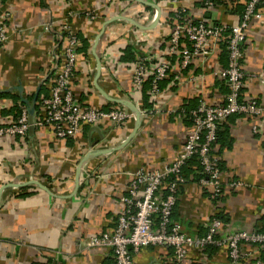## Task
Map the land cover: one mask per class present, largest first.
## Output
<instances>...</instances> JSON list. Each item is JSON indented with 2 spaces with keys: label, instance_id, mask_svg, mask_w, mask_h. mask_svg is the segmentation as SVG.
Segmentation results:
<instances>
[{
  "label": "crops",
  "instance_id": "crops-1",
  "mask_svg": "<svg viewBox=\"0 0 264 264\" xmlns=\"http://www.w3.org/2000/svg\"><path fill=\"white\" fill-rule=\"evenodd\" d=\"M146 1L161 9L158 23L147 29L143 27L153 21L156 8L139 0H0V18L9 31L0 45V124L14 117L13 106L33 107L34 119L40 112V100L51 94L63 62L64 22L87 40L84 51L80 40L75 48V101L83 107L130 110L126 101L152 110L141 113L133 134L131 117L120 124H84L75 138H58L48 126H34L23 137H0V264H109L112 248L87 242L112 231L132 173L160 169L176 159L192 123L180 106L195 105L200 97L224 101L227 86L216 72L227 61L222 46L205 58H192L184 70L174 55L172 69L177 68L167 74L156 100L146 102L131 92L133 62L123 57L127 48L159 55L171 28L163 17L171 19L178 8L188 21L234 24L245 0H215L210 7L204 0ZM245 34L242 97L256 100L261 111L222 122L224 133L214 147L222 162L219 198L212 201L211 187L192 175L180 185L173 220L192 235L204 234L216 214L221 220L218 237L235 229L264 230V9ZM181 45L187 44L182 40ZM88 152L96 154L83 163L77 184L76 168ZM242 248L252 258L261 255L253 244ZM171 255L170 248L142 247L133 253L132 264H170ZM185 264L232 263L226 246L213 245L191 250Z\"/></svg>",
  "mask_w": 264,
  "mask_h": 264
},
{
  "label": "built area",
  "instance_id": "built-area-1",
  "mask_svg": "<svg viewBox=\"0 0 264 264\" xmlns=\"http://www.w3.org/2000/svg\"><path fill=\"white\" fill-rule=\"evenodd\" d=\"M244 4L240 19L234 24L207 23L204 19L195 23H173L166 46L159 55L139 54L133 62L130 73L131 92L138 98L144 80L152 75L149 94L154 101L161 93L157 81L165 78L167 71L172 69L170 59L174 55L178 58L181 70L188 66L192 58H205L215 48L223 46L227 62L216 72L222 76L228 90L221 103H210L203 97L198 99L197 105L190 110L191 127L174 161L160 169L139 168L132 173L128 192L121 198L123 207L117 215L113 230L93 235L87 242L89 247H111L113 260L109 264H132L133 253L151 245L170 248L171 264H185V258L191 250H202L210 245L226 246L232 264H264V231L235 229L218 237L221 220L214 215L208 220L204 234L192 235L184 232L181 225L171 219L177 199L175 191L185 182L180 168L186 160L194 154L198 155L205 174L200 183L211 187V198H219L223 185L219 158L214 154L213 146L217 125L234 113L249 116L260 114L261 108L256 100L240 99V96L245 80L242 64L245 32L252 19L262 17L264 0H246ZM212 5V1H204V6ZM183 11V8H178L175 14L179 16ZM88 16L92 18L94 15L89 12ZM62 30L65 36V44L61 48L63 62L57 71L51 94L41 100L43 116L35 119L34 125L51 127L59 138H75L84 124H98L103 120L120 124L128 118H134L130 110L83 107L75 101L71 76L76 61L77 37L67 22L62 24ZM7 38V26L2 23L0 43ZM182 38H186L190 46H182ZM139 109L141 113L152 112L151 109ZM28 127V112L23 108L18 118L0 126V137H23L27 134ZM257 129L254 125L253 131L256 132ZM170 176L173 179L168 181ZM237 184L238 182L232 183ZM246 243L257 246L261 252L260 257L252 258L250 252L244 251L242 246Z\"/></svg>",
  "mask_w": 264,
  "mask_h": 264
},
{
  "label": "trees",
  "instance_id": "trees-1",
  "mask_svg": "<svg viewBox=\"0 0 264 264\" xmlns=\"http://www.w3.org/2000/svg\"><path fill=\"white\" fill-rule=\"evenodd\" d=\"M162 1H167V0H156V2L157 3H159V4H162L163 2ZM205 1V0H204ZM210 1H212V4L214 3V1L215 0H210ZM246 1V0H245ZM245 1H244V3H245ZM244 3H242L240 6H239V14H240V16H241V13H242V11H243V9H244V6H245V4ZM203 4H204V2H203ZM163 20L167 23H169V25H171V27L173 26V23L175 24V22H179V23H184V22H186V21H188V20H185L184 19V12H182V13H180L179 14V16L178 15H176L175 14V12H173L172 14H171V19H168L167 20V16L165 17H163ZM192 22H197V21H192ZM2 23H5L6 24V22H5V18H4V16L2 17V18H0V25L2 24ZM6 26H7V24H6ZM7 29H8V27H7ZM171 29V28H170ZM71 31H72V29H71ZM73 32V31H72ZM8 33H9V31H8ZM74 33V32H73ZM75 34V33H74ZM75 36L77 37V43H78V41L80 40L81 41V43H82V49H83V51L85 50V47L87 46V40L85 39V38H83V37H81V35L80 34H75ZM60 39V38H59ZM64 39V40H63ZM168 39H169V36H168ZM167 39V40H168ZM182 40L187 44L186 46H190V43H189V41L186 39V38H182ZM181 40V41H182ZM61 41H63V46L61 47V48H63L64 47V44H65V36L64 35H62V39L60 40V43H61ZM4 43V42H3ZM3 43H0V45H2ZM59 43V44H60ZM166 46V45H165ZM80 47V48H81ZM223 47V46H222ZM80 48H79V50H80ZM165 48V47H164ZM244 48V47H243ZM226 51V50H225ZM125 54H126V56H125ZM125 54H124V59L125 60H127V59H129V60H131L132 62H134L135 60H136V57L137 56H139V54H135L132 50H131V48H127L126 50H125ZM227 54V53H226ZM171 60V63L173 64V58H171L170 59ZM156 62H157V60H155ZM154 62V61H153ZM227 62V61H226ZM61 66V65H60ZM75 67V66H74ZM60 68V67H59ZM177 68V67H176ZM176 68H173V69H176ZM173 69H169L168 71H167V74H170V73H172L171 71L173 70ZM185 69V68H184ZM183 69V70H184ZM73 70H74V68H73ZM73 73V72H72ZM167 76V75H166ZM167 77H165V78H163V79H161V80H158L157 81V83H158V88H159V90H162L163 88H164V86H165V84L167 83ZM151 82H152V75H150V76H147V78L144 80V82H143V84H142V87H141V90H140V94L142 95V97H144L145 98V102H146V99H148V98H150V88H151ZM52 89V88H51ZM228 90V89H227ZM49 95H47V96H45V97H48ZM45 97H43V98H45ZM240 99H243V97H242V95L240 96ZM42 100V99H41ZM41 100H40V104H41ZM151 103H152V101L151 102H147V103H145V105L144 106H150L151 105ZM197 103H198V100H197V102L195 103V105H191V106H187V105H183V106H180V112L182 113V114H184V115H186L187 116V118L190 120V122H191V115H190V110L192 109V108H194L196 105H197ZM39 104V103H38ZM24 107H23V105H17V106H13L12 107V111H13V114H14V117L12 118V119H16V118H18V116L20 115V113H21V111H22V109H23ZM102 109V108H101ZM235 115H243V114H241V113H234V114H231L230 116H228L227 118H229V117H231V116H235ZM43 116V110L41 109V107H40V112H38V114H37V116H36V118L35 119H39V118H41ZM226 118V119H227ZM11 119V120H12ZM35 119H34V122H35ZM225 119V120H226ZM11 120H9V121H11ZM8 121V122H9ZM8 122H6V123H8ZM6 123H3V124H0V126H4V125H6ZM222 122L220 123V124H218L217 125V128H216V140H215V142L213 143V146L215 147V144H216V142L217 143H220L221 142V138H222V134L224 133V130H222L221 129V126H222ZM35 126V125H34ZM35 127H37V126H35ZM42 127H46V126H42ZM49 127V126H48ZM50 129H51V127H49ZM52 130V129H51ZM53 131V130H52ZM54 133V132H53ZM59 138V137H58ZM214 154H216L215 153V151H214ZM222 162L220 161V159H219V161H218V166H219V168H220V171H222V164H221ZM195 171H199L198 173H195ZM195 173V174H194ZM180 174H181V176L185 179V181L186 180H189V179H191L190 178V175H192L193 176V178H195V180H197L198 182H200V180H201V178H205V174H204V172H203V166H202V164L200 163V160H199V158H198V155L197 154H194L193 156H191L190 158H188L187 160H186V162L182 165V167L180 168ZM173 178L170 176L169 178H167V180L168 181H171ZM179 188H180V186L177 188V190L175 191V195H176V197H177V195H178V192H179ZM164 192V194H165V190L163 191ZM208 197L209 198H211V193L209 192L208 193ZM211 200L212 201H215L216 199L214 198H211ZM175 204H176V201H175ZM175 204H174V206H173V209H172V213H171V219L173 220V211H174V208H175ZM216 217H218L219 219H220V216L218 215V214H216ZM173 221H175V220H173ZM115 224H116V222H115ZM115 224H114V226H115ZM114 226L112 227V230H113V228H114ZM104 231H106V230H104ZM103 231V232H104ZM258 231H264V230H258ZM210 246H213V245H210ZM208 247V246H207ZM171 264V263H170Z\"/></svg>",
  "mask_w": 264,
  "mask_h": 264
},
{
  "label": "water",
  "instance_id": "water-1",
  "mask_svg": "<svg viewBox=\"0 0 264 264\" xmlns=\"http://www.w3.org/2000/svg\"><path fill=\"white\" fill-rule=\"evenodd\" d=\"M141 2H144L146 4H150L152 6H154L156 8V15L153 19V21L149 24V26H145L143 28L147 29V28H151L153 26H155L158 21H159V17H160V12H161V9L160 7L156 4V3H153V2H149V1H146V0H139ZM99 70V68H98ZM99 72V71H98ZM100 92L108 99H111L108 95L105 94V92H103L102 90H100ZM120 102V100H119ZM123 102V101H121ZM124 104H126L129 108H130V111L133 112L134 114V119H135V125H134V128H133V131H132V134L137 130V128L139 127L140 125V121H141V111L140 109L136 106V105H133L129 102H124ZM33 111H34V108L33 107H29L27 108V112H28V123H29V127H28V130L32 131L33 128H34V117H33ZM96 152H88L87 154H85V156L83 157V159L80 161V163L78 164L77 168H76V183L78 184V177L79 175L81 174V171H82V166H83V163L85 161H87L91 156L95 155ZM43 188V186H42ZM45 188V187H44Z\"/></svg>",
  "mask_w": 264,
  "mask_h": 264
},
{
  "label": "rangeland",
  "instance_id": "rangeland-1",
  "mask_svg": "<svg viewBox=\"0 0 264 264\" xmlns=\"http://www.w3.org/2000/svg\"><path fill=\"white\" fill-rule=\"evenodd\" d=\"M8 36H9V33H8Z\"/></svg>",
  "mask_w": 264,
  "mask_h": 264
}]
</instances>
